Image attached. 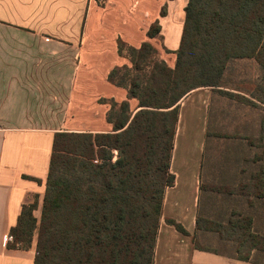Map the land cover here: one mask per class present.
<instances>
[{
    "label": "trees",
    "instance_id": "trees-1",
    "mask_svg": "<svg viewBox=\"0 0 264 264\" xmlns=\"http://www.w3.org/2000/svg\"><path fill=\"white\" fill-rule=\"evenodd\" d=\"M160 29L154 20L147 37L161 41ZM117 52L130 64L113 67L107 80L137 99V108L132 111L127 100L102 98L109 104L105 118L112 124L110 132L54 133L33 264H153L164 192L174 183L169 165L179 101L199 87L219 92L215 89L222 87L227 63L239 58L257 67L250 96L264 104V0H187L173 67L146 40L134 47L118 39ZM259 132L264 133V120ZM242 175L240 169L234 182L239 181L238 192L247 197L246 209L233 210L225 222L214 223L220 239L237 244L234 252L197 243L202 200L192 244L264 264L259 257H264V229L254 226L248 198L258 182ZM202 191L201 185V199ZM207 201L208 195L204 207ZM33 208L34 203L22 205L9 230L13 241L8 247L31 245ZM166 222L189 235L175 220Z\"/></svg>",
    "mask_w": 264,
    "mask_h": 264
},
{
    "label": "crops",
    "instance_id": "crops-1",
    "mask_svg": "<svg viewBox=\"0 0 264 264\" xmlns=\"http://www.w3.org/2000/svg\"><path fill=\"white\" fill-rule=\"evenodd\" d=\"M161 2L0 0V264H33L35 245L10 248L6 235L22 205L43 195L54 133L110 132L112 124L105 118L109 104L100 98L127 100L136 110L137 99L107 80L113 67L130 64L118 54L117 40L134 47L146 40L160 52L167 49L161 57L173 67L187 0ZM156 19L161 41L146 35ZM94 71L111 94L90 92ZM217 94L199 87L179 101L169 165L174 183L164 192L153 264H256L192 244L203 176L211 170L205 164L207 136L219 131L211 129L219 114L236 106L232 101L230 109L226 101L222 108ZM166 219L182 224L189 235Z\"/></svg>",
    "mask_w": 264,
    "mask_h": 264
},
{
    "label": "rangeland",
    "instance_id": "rangeland-1",
    "mask_svg": "<svg viewBox=\"0 0 264 264\" xmlns=\"http://www.w3.org/2000/svg\"><path fill=\"white\" fill-rule=\"evenodd\" d=\"M167 2L168 0H162L161 4H166ZM162 6H160V9L166 7V5ZM159 43V40L154 42V44L158 45ZM161 53L165 56L168 54L167 52L159 51L160 56ZM257 73V67L252 62L239 58L229 60L221 77L220 85H222L221 88L223 90L219 89V92H216L222 96V99L217 97V101H223L222 108L226 101L229 102L230 109L234 106L230 104L232 101H235L236 106L235 109H231L227 113L219 114L221 118L215 120V122L218 121V125L211 128L219 131L217 130V134H208L207 136V149H205L207 158L205 164L206 166L211 164V170H209L208 177L203 176L201 199L203 210L202 214H200L202 221L195 239L200 245L220 251L223 250L227 253H233L237 244L220 239L214 231L216 227L214 223L225 222L228 214L233 212V210L238 212L243 211V208L244 210L246 209V205L244 207L243 203L247 197L238 192L237 185L239 181L234 182L235 178H239L240 169H243V179L250 178L254 182H258L257 186H253L251 189L253 193L248 197L252 202V207L249 208V211L253 213L254 226L258 229H264V133L259 132L261 121L264 120V104L250 96V82ZM97 75L98 71H94L93 81L89 86L90 92L94 91L105 95L111 94L112 90ZM224 88H234V91L232 89L225 91ZM240 93L245 95L240 96ZM100 99L99 101L101 102L102 100ZM247 99L252 101L250 102ZM260 180L262 187H259ZM233 186H236L234 187L235 190H230ZM205 193L208 195L206 207L203 205ZM259 193L261 196L256 198L254 195ZM40 195L39 198L35 196L30 202L34 203L32 216L36 220L31 237V243L34 245L36 244L42 206L43 195ZM259 257L264 259V257Z\"/></svg>",
    "mask_w": 264,
    "mask_h": 264
},
{
    "label": "built area",
    "instance_id": "built-area-1",
    "mask_svg": "<svg viewBox=\"0 0 264 264\" xmlns=\"http://www.w3.org/2000/svg\"><path fill=\"white\" fill-rule=\"evenodd\" d=\"M97 1H101V0H97ZM6 241H12V236L10 234L6 235Z\"/></svg>",
    "mask_w": 264,
    "mask_h": 264
}]
</instances>
